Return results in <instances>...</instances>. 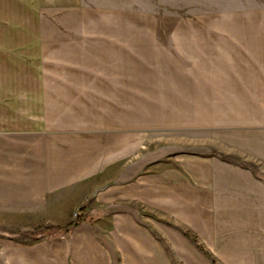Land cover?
<instances>
[{"label":"crops","instance_id":"obj_1","mask_svg":"<svg viewBox=\"0 0 264 264\" xmlns=\"http://www.w3.org/2000/svg\"><path fill=\"white\" fill-rule=\"evenodd\" d=\"M35 3L0 44L2 259L264 264L228 214L259 210L254 176L220 150L264 147V0H192L171 28L123 0Z\"/></svg>","mask_w":264,"mask_h":264},{"label":"rangeland","instance_id":"obj_2","mask_svg":"<svg viewBox=\"0 0 264 264\" xmlns=\"http://www.w3.org/2000/svg\"><path fill=\"white\" fill-rule=\"evenodd\" d=\"M124 1L125 5L129 8H135L140 12L151 11L155 13L160 17V25L167 28L175 27L178 17L192 14V0H123V2ZM195 4L198 8V2ZM121 5H124V3ZM36 13L37 7L35 0H0V44L8 45L12 43V40L19 38L11 36L15 33L14 31L16 29H27L26 31H28V29L37 27L38 21L36 19ZM23 38H25V36ZM256 143L255 139L249 141L248 154L246 157L239 152L233 142L229 143L228 149L223 148L224 151L222 149L220 150L223 153H227V159L231 160L234 166L241 167L242 170H246L254 176V180L249 181V187H252L250 189L257 190L258 194L256 196L243 197V201L244 203L257 204L259 210L230 212L228 214H230V218L233 220L247 221L248 225H252V228H249V230L252 233L254 242L264 246V162H261L264 160V147H261L259 144L256 145ZM261 152H263L262 156ZM244 159L246 161H244ZM260 191L263 192L262 195L259 194ZM17 230L19 229L0 228V264H7L6 261L2 259L1 253V250L3 247H6V244H2L1 241L5 240V238H11V241L14 240ZM40 230L41 229H36L31 232L33 237L47 234V232L43 233L40 232ZM52 231L53 232L50 233H53V235L59 234L54 230ZM262 232L263 238H261Z\"/></svg>","mask_w":264,"mask_h":264},{"label":"trees","instance_id":"obj_3","mask_svg":"<svg viewBox=\"0 0 264 264\" xmlns=\"http://www.w3.org/2000/svg\"><path fill=\"white\" fill-rule=\"evenodd\" d=\"M79 218H80V215H77V218H76V220H75L74 223H71V224H69V225H67L66 227H63V228H61V229L43 228V229H41L40 231L43 232V233H46L47 231H50V230H56L57 232H64V233H67V232H69L71 229H73V228L76 226V224H77L78 221H79Z\"/></svg>","mask_w":264,"mask_h":264}]
</instances>
